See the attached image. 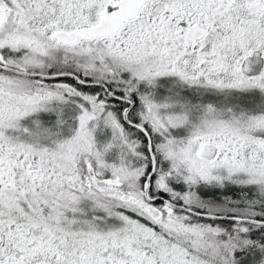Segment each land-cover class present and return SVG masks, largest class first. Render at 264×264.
<instances>
[{
    "label": "snow or ice",
    "instance_id": "1",
    "mask_svg": "<svg viewBox=\"0 0 264 264\" xmlns=\"http://www.w3.org/2000/svg\"><path fill=\"white\" fill-rule=\"evenodd\" d=\"M0 264H264V0H0Z\"/></svg>",
    "mask_w": 264,
    "mask_h": 264
}]
</instances>
